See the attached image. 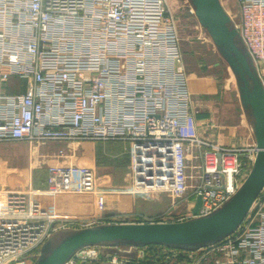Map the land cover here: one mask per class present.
Instances as JSON below:
<instances>
[{
  "label": "built area",
  "instance_id": "1",
  "mask_svg": "<svg viewBox=\"0 0 264 264\" xmlns=\"http://www.w3.org/2000/svg\"><path fill=\"white\" fill-rule=\"evenodd\" d=\"M238 4L240 21L232 24L264 87V0ZM177 19L170 0H0V142L34 148L123 140L131 192L170 198V207L147 221L216 212L241 188L259 147L254 130L251 141L232 144L202 134ZM64 156L62 148L48 157ZM49 171L46 189L7 192L0 264H31L57 232L89 224L61 218L42 198L91 191L87 171L72 177L59 161ZM103 245H86L63 264H137L147 253L132 245L104 254ZM186 251L183 260L163 264H264V188L234 231Z\"/></svg>",
  "mask_w": 264,
  "mask_h": 264
},
{
  "label": "crops",
  "instance_id": "2",
  "mask_svg": "<svg viewBox=\"0 0 264 264\" xmlns=\"http://www.w3.org/2000/svg\"><path fill=\"white\" fill-rule=\"evenodd\" d=\"M189 1L193 4L192 0ZM182 50L184 54L183 47ZM190 86L196 97L197 94L206 92L209 99L206 101L205 110H201L197 115L201 124L205 125L202 134L209 137L211 133L214 138L212 140L225 144L239 141L238 126L234 121V115L230 114L231 102L227 99L223 101L222 98L219 105L214 103L217 100L214 98L220 96L218 95V86H214L209 80L202 84L196 79L191 80ZM222 114H225L227 119L230 118L231 122L223 121ZM210 125H215V129ZM209 138L211 139V137ZM16 145L28 150L30 146L25 141L17 142ZM62 148L65 150L66 156L59 159L48 157L56 154ZM29 151L25 165L14 178L16 183L8 184L6 180H0V195H4L0 197V209L6 206L7 192L15 190L6 187L17 185L19 187L17 190L28 189L32 185L40 189L49 187L47 182L49 167L58 161L62 165H68V162L71 161L78 163L87 171L89 178L86 180L87 184L95 185L91 191L84 193L60 192L52 195L45 192L42 194L46 206L50 209L55 208L63 219H79L89 222V224L97 223L96 226L147 221L166 211L171 205H166L161 198L150 200L146 196L131 192L132 172L129 171L131 153L130 145L126 141H85L77 146L70 143L47 142L36 145L34 148L31 147ZM6 174L7 178L12 179L11 173L6 172ZM11 184L13 185L11 186Z\"/></svg>",
  "mask_w": 264,
  "mask_h": 264
},
{
  "label": "water",
  "instance_id": "3",
  "mask_svg": "<svg viewBox=\"0 0 264 264\" xmlns=\"http://www.w3.org/2000/svg\"><path fill=\"white\" fill-rule=\"evenodd\" d=\"M200 21L221 46L224 56L238 77L242 97L254 122L259 152L254 165L237 193L209 216L184 221H139L101 224L83 228L65 237L36 264H63L77 250L92 244L124 242L131 245L161 243L193 248L222 239L244 220L264 188V87L239 30L221 0H192ZM202 204L198 199L194 212Z\"/></svg>",
  "mask_w": 264,
  "mask_h": 264
},
{
  "label": "rangeland",
  "instance_id": "4",
  "mask_svg": "<svg viewBox=\"0 0 264 264\" xmlns=\"http://www.w3.org/2000/svg\"><path fill=\"white\" fill-rule=\"evenodd\" d=\"M225 9L232 17L233 23H239V4L238 0H221ZM170 5L174 10V13L177 16V21L180 27V34L182 40V47L184 48V68L186 70L187 76H189V81L191 80H199L202 84L206 83V81H210L214 86H218L220 95L215 104L219 105L220 101L229 100L230 107L232 110L230 111L231 115H234L233 118L236 121V126H238V140L237 142H249L254 139L253 130H254V122L251 114L249 113V109L246 103L243 100L242 92L240 90V84L238 77L233 69L231 68L228 60L224 56V52L221 49V46L215 41L212 37L211 33L207 30V28L200 21V18L197 16L195 11V6L190 3L189 0H170ZM243 44V43H242ZM216 83H215V81ZM193 98L195 100L197 106V115L201 110H205L206 101H208L207 93L205 94H197L195 96L194 91L192 90ZM208 109V107H206ZM203 112V111H202ZM199 119V118H198ZM221 119L223 121L231 122V119L228 118L225 114H222ZM213 124V123H211ZM203 125V124H202ZM205 128V125H203ZM211 128L215 129V125H210ZM211 130V129H210ZM212 131V130H211ZM213 132V131H212ZM214 134V133H213ZM255 134V132H254ZM206 136V135H205ZM213 135H209L211 139ZM208 137V136H206ZM214 139V138H213ZM90 141V140H87ZM93 141V140H91ZM85 142V141H82ZM17 142H0V180L4 179L10 183H16L14 178L19 174L22 167L25 165L28 152L31 150V144L29 146V150L23 148L22 146H17ZM64 167L71 168L74 170L72 172V177L76 178V174L78 169H81V166L76 162H68V165H64ZM129 171L132 172V164H129ZM6 172L11 173L9 179L6 177ZM48 171V175H49ZM55 180L59 181L57 173L54 174ZM48 176L47 178H49ZM6 178V179H5ZM11 181V182H10ZM13 181V182H12ZM3 182V181H2ZM13 184H11L12 186ZM1 187V186H0ZM9 189H17V185L12 187H6ZM4 196V195H0ZM7 197V195H6ZM165 201L166 205L169 206L170 198L164 193L161 195V200ZM167 206V207H168ZM184 203H182L181 209L184 208ZM97 223L90 224L87 226H71L68 229L61 230L57 232L51 240H49L42 248L41 255L49 254L52 249L58 245L61 240L65 237L70 236V234L77 232L83 228L87 227H95ZM127 247L125 249L130 248L132 246L129 245H114L108 244L103 245L102 252L113 253L118 250V247ZM120 254V253H119ZM40 258V257H39ZM215 258H223V254H219L215 256ZM37 261H33L31 264H36Z\"/></svg>",
  "mask_w": 264,
  "mask_h": 264
},
{
  "label": "trees",
  "instance_id": "5",
  "mask_svg": "<svg viewBox=\"0 0 264 264\" xmlns=\"http://www.w3.org/2000/svg\"><path fill=\"white\" fill-rule=\"evenodd\" d=\"M104 245L114 244V245H129L124 242H109L103 243ZM143 246L147 247V253L143 260L139 261L137 264H163L165 262L173 263L175 261H181L186 258L187 251L189 249H195L189 245H165L161 243H147ZM38 261V259H36Z\"/></svg>",
  "mask_w": 264,
  "mask_h": 264
}]
</instances>
